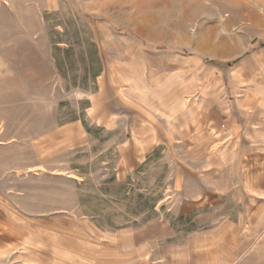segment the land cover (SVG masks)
Wrapping results in <instances>:
<instances>
[{
	"label": "rangeland",
	"instance_id": "374dc122",
	"mask_svg": "<svg viewBox=\"0 0 264 264\" xmlns=\"http://www.w3.org/2000/svg\"><path fill=\"white\" fill-rule=\"evenodd\" d=\"M263 37L264 0H0V264H109L111 233L193 228L174 200L206 191L179 178L207 149L175 118L198 59ZM220 187L205 220L242 208Z\"/></svg>",
	"mask_w": 264,
	"mask_h": 264
},
{
	"label": "crops",
	"instance_id": "0c3cea01",
	"mask_svg": "<svg viewBox=\"0 0 264 264\" xmlns=\"http://www.w3.org/2000/svg\"><path fill=\"white\" fill-rule=\"evenodd\" d=\"M258 39L239 59H198L207 68L204 79L191 85V102L183 111L189 110L188 118H175L181 141L207 149L205 164L189 165V171L181 167L179 178L181 191L187 174L206 191L174 200L176 216L192 217L193 228L141 238L130 228L111 233L109 264H264V37ZM229 62L235 63L228 67ZM217 160L220 164L214 167ZM216 172L221 187L213 184ZM219 187L224 190L218 196L221 204L242 208L236 218L222 215L211 222L204 218Z\"/></svg>",
	"mask_w": 264,
	"mask_h": 264
},
{
	"label": "trees",
	"instance_id": "16d2710c",
	"mask_svg": "<svg viewBox=\"0 0 264 264\" xmlns=\"http://www.w3.org/2000/svg\"><path fill=\"white\" fill-rule=\"evenodd\" d=\"M98 59H99V56H98ZM235 62H236V61H235ZM235 62H233V63H235ZM233 63H232V62H229V63H227L226 65H227L228 67H230ZM61 64H62L61 59L57 58V66L59 67V69H61ZM99 74H100V71H98V72H96V73H93V74L91 75V78H92V79H95Z\"/></svg>",
	"mask_w": 264,
	"mask_h": 264
}]
</instances>
